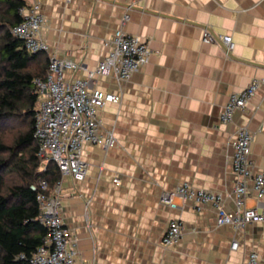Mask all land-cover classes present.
Returning a JSON list of instances; mask_svg holds the SVG:
<instances>
[{
	"label": "crops",
	"instance_id": "obj_1",
	"mask_svg": "<svg viewBox=\"0 0 264 264\" xmlns=\"http://www.w3.org/2000/svg\"><path fill=\"white\" fill-rule=\"evenodd\" d=\"M33 2L45 21L49 54L79 66L65 72V80L85 79L96 68L125 15L122 30L151 51L128 81L93 79L94 89L119 101L98 111L100 132H111L116 146H83L85 179L62 182L61 219L84 264H246L251 252L263 258L264 224L218 226L212 206L174 198L171 208L160 197L188 184L219 194L224 210L235 212L231 159L239 127L253 135L254 171H264V86L231 123L219 117L232 94L264 80V0H29V6ZM203 28L230 36L233 50L202 43ZM248 189L244 206L254 208L251 184ZM175 220L181 239L165 248L164 230Z\"/></svg>",
	"mask_w": 264,
	"mask_h": 264
},
{
	"label": "built area",
	"instance_id": "obj_2",
	"mask_svg": "<svg viewBox=\"0 0 264 264\" xmlns=\"http://www.w3.org/2000/svg\"><path fill=\"white\" fill-rule=\"evenodd\" d=\"M39 9L36 2L21 8L19 13L22 22L12 28L11 33L23 42L29 53L49 54V47L42 35L45 21ZM127 20L128 16L125 15L121 19L120 28L104 42L108 49L106 57L94 70L86 73L85 79L65 80L64 73L76 71L79 66L70 60H61L54 54H49L45 77L36 78L33 82L39 99L34 115L33 133L38 143L37 157L42 165L48 161L55 163L61 178L50 195L47 194L48 184L44 180L31 187L36 192L38 220L48 233L42 245L31 256L30 264H84L79 257L76 240L71 238L70 231L61 219L62 182L65 178L77 182L85 179L88 168L81 159L83 146L100 147L104 151L116 146V139L111 132H100L98 111L108 103L117 104L119 98L94 89L92 83L96 76H113L117 80L128 81L147 64L151 55L148 44L122 30ZM201 42H219L227 52L234 48L230 36H216L207 28L202 29ZM263 86L264 80L253 79L244 90L232 94L222 107L219 116L221 123H231L234 114L242 112L247 102ZM252 143V133L246 127H239L232 142L231 159V172L236 176L233 187L235 212L224 210L219 194L197 190L188 184H181L172 192L162 194L160 203L176 208L173 199L181 198L193 202L195 206L210 205L216 212V224L230 226L234 230H243L251 224H264V206L261 204L264 199V171H254L250 158ZM113 183L118 185L119 182L114 179ZM249 184L257 200L254 208L244 206ZM181 235V222L170 221L164 230L161 245L165 248L171 247L180 241ZM237 246L233 242L231 249L236 250ZM246 264H264V257L259 258L255 252H251Z\"/></svg>",
	"mask_w": 264,
	"mask_h": 264
},
{
	"label": "trees",
	"instance_id": "obj_3",
	"mask_svg": "<svg viewBox=\"0 0 264 264\" xmlns=\"http://www.w3.org/2000/svg\"><path fill=\"white\" fill-rule=\"evenodd\" d=\"M24 7L29 0H0V264H30L48 233L31 187L44 180L50 195L61 178L55 163L42 165L37 157L33 82L45 77L49 57L29 53L12 35Z\"/></svg>",
	"mask_w": 264,
	"mask_h": 264
}]
</instances>
